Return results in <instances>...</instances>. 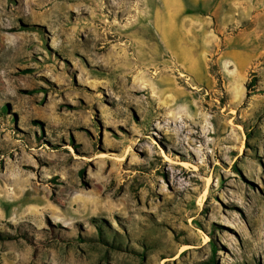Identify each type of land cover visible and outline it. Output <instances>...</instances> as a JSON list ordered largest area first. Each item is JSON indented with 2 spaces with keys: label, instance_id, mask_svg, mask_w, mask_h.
Instances as JSON below:
<instances>
[{
  "label": "rangeland",
  "instance_id": "1",
  "mask_svg": "<svg viewBox=\"0 0 264 264\" xmlns=\"http://www.w3.org/2000/svg\"><path fill=\"white\" fill-rule=\"evenodd\" d=\"M0 264H264V0H0Z\"/></svg>",
  "mask_w": 264,
  "mask_h": 264
},
{
  "label": "bare ground",
  "instance_id": "2",
  "mask_svg": "<svg viewBox=\"0 0 264 264\" xmlns=\"http://www.w3.org/2000/svg\"><path fill=\"white\" fill-rule=\"evenodd\" d=\"M173 20V17H171V16H168L167 17V20H166V26H165V28L163 29V33H156V36L159 38V36L161 35V34H165V36L167 37V39H168V42L170 43L171 42V39L174 37V34H173V32H172V30L170 29V25L169 24H171V21ZM169 25V26H168ZM167 27H169V28H167ZM167 28V29H166ZM157 32V31H156ZM153 34V33H152ZM144 35H146V34H144ZM148 36V35H147ZM153 36H154V34H153ZM152 36V37H153ZM184 36H185V38L187 39L188 38V35L187 34H185L184 33ZM164 37V36H163ZM150 38V37H149ZM186 44V43H185ZM146 55V54H145ZM158 54H154L153 55V57L154 58H152L151 59V61L153 60V61H155V60H157L159 57L157 56ZM155 63V62H154Z\"/></svg>",
  "mask_w": 264,
  "mask_h": 264
}]
</instances>
